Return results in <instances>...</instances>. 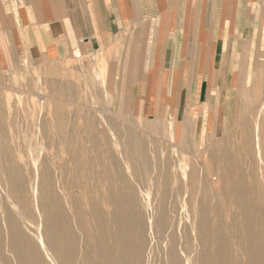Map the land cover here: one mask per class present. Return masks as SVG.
<instances>
[{
	"label": "rangeland",
	"instance_id": "374dc122",
	"mask_svg": "<svg viewBox=\"0 0 264 264\" xmlns=\"http://www.w3.org/2000/svg\"><path fill=\"white\" fill-rule=\"evenodd\" d=\"M25 1L0 0V20L13 22ZM261 24L254 42L241 48L222 95L216 89L203 90L201 98L192 101V122L183 116L177 120L170 114L162 115V121L151 111V106L137 109V86L115 83L117 74L123 70L111 67L115 63L106 57L76 54L55 63L28 57L0 68V264L7 260L16 264L18 256L22 258L19 263L39 261L41 257L42 264H57L49 245L42 241L45 223L39 214L40 200L46 207L49 224L57 225L62 234L70 226L77 232L76 246L69 247L64 238L59 240L63 251L72 249L76 254V264L82 256L88 257L91 264L135 262L134 254L118 249L113 213L94 193L95 179L89 168L108 160L105 152L115 155L120 174L127 181L126 185L120 184L118 176H113L117 195L125 194L123 190L120 193L119 186L132 193L133 217L144 223L147 242L143 247L142 264H264V20ZM197 87L194 89L198 96ZM56 91H59L56 97H50ZM47 100L53 105L47 104ZM182 106L183 114L186 106ZM52 112L57 119L51 116ZM44 113L52 121L42 122ZM49 124H54L55 128H49ZM90 125L93 131L88 130ZM114 132L126 140V147L130 144L126 136L136 140L148 135L167 154L178 156L183 167L189 165L196 169L207 151H216L223 141L233 140L240 132H244L245 137L247 132L249 140L243 136L241 141L237 140V160L229 163L244 168L238 185L247 191L248 202L254 204H249V208L253 207L255 220L246 223L243 210L229 192L223 205L206 210L202 215L198 211V198L205 185L204 191L207 189L208 194L209 190L216 193L220 186L197 171L192 186V211L187 205L189 208L185 209L184 198L189 199L191 194H185L188 173H184L180 165L170 172L174 178L165 194L160 188L152 187L157 182L155 178L152 180L155 171L140 179L134 178L133 170L123 165V147L120 141H115ZM258 136L261 143L256 141ZM148 155L152 160V155ZM138 157L141 160V155ZM42 166L48 168L47 179H51L52 186L48 185L50 181H45L43 189L39 190L36 173ZM65 166L69 169L66 182L61 173ZM18 172L22 173L25 185L21 197L26 206L25 201L16 200L8 183L10 175ZM55 199L58 204L53 203ZM160 207L166 221L163 224L159 221L158 226L150 230L149 215H156ZM11 220L16 222L17 228L10 226ZM6 234L22 237L28 244L31 242L29 245L34 246L38 254L36 251L35 256L28 251L25 243L27 248L17 255L15 247L19 244L10 241Z\"/></svg>",
	"mask_w": 264,
	"mask_h": 264
},
{
	"label": "crops",
	"instance_id": "0c3cea01",
	"mask_svg": "<svg viewBox=\"0 0 264 264\" xmlns=\"http://www.w3.org/2000/svg\"><path fill=\"white\" fill-rule=\"evenodd\" d=\"M263 20L264 0H26L13 22L0 20V68L106 57L123 70L115 83L137 86V109L192 122V101L222 95Z\"/></svg>",
	"mask_w": 264,
	"mask_h": 264
},
{
	"label": "bare ground",
	"instance_id": "6f19581e",
	"mask_svg": "<svg viewBox=\"0 0 264 264\" xmlns=\"http://www.w3.org/2000/svg\"><path fill=\"white\" fill-rule=\"evenodd\" d=\"M58 92L59 91H56V93L52 92L53 94H51L50 97H56ZM49 102L50 101L47 100V104H49V105L52 104V103H49ZM52 113L53 114H51V116H53L55 119H57L56 118L57 117L56 113H54V112H52ZM202 114H203V112H202ZM46 115H48V114H46ZM162 115L163 116L166 115V112L164 113L163 109L159 110L158 114H157V118L163 121L164 118H162L163 117ZM44 116H45V113H44ZM41 119H42V122L45 121V124L47 122H49V121H52L51 120L52 118L48 119V118H46V116L45 117L42 116ZM52 123H54V122H52ZM49 126H50L49 128H52V129L55 128L54 124L53 125L49 124ZM158 126H159V124H158ZM43 127H44V125H43ZM43 127L40 126V128L42 130H43ZM41 129H40V133L42 131ZM88 130L93 131V126L92 125L88 126ZM257 131H258V129H257ZM51 133L53 134V131ZM240 133H241L240 135H239V133H237L236 137L234 136L235 138L233 140H230L228 142H224L223 141V143L221 145L216 147L217 148L216 151H210V152L207 151L208 153L203 154L202 157H201L202 161L199 162V164L201 166H199L198 169H196L195 166L192 167V166H189V165H188V168L187 167L186 168L183 167L182 166L183 161L178 156L175 157L173 155L167 154L164 150L161 149V147L157 143H154L153 139L150 138V136H148V135H146V137H141V138H138L136 140L133 137H131V136H126L125 139H127V141L130 143L127 147L125 146V144H126L125 141L126 140H124V138H122L119 135L115 134V132L113 133V136H114V139H115L116 142L120 141V143H121V145L123 147L122 154H121V156L123 158V160H122L123 161V165L126 166V167H130L133 170V172L135 174L133 176L134 178L136 177V178L140 179V178L144 177L145 175H148V174L150 175L151 173H153L155 171L156 172L155 173V177L153 176V178L152 177L151 178H152V180L155 178L156 179L155 181H157V182L153 183L154 186H152V185L151 186L152 187H156V188H160L161 189V193L165 194L167 189L170 186L171 180H173V178H174L171 175V173H172L171 171L177 165L182 166L183 167V172L184 173L185 172L188 173L187 178H186V193L185 194L187 196H189V194H191V197L189 199H187L188 197L184 198V208L187 205V206L190 207V210L192 211V186L195 184V174H196V171H197V172L200 173L201 176L203 175L205 178H207V180H208V178H210L211 180H215V183H217L220 186L219 190L216 193L213 194V192L211 190H209L210 192L208 194L206 192L207 189H206V191H204L205 188H206V185H205L204 190H203V194L198 198L199 199L198 200V211L202 215L205 213L206 210L212 209L214 207H218L219 205H223V199H224V197H226L227 193L229 192V193H231V194H233L235 196L236 203L243 210L242 213H244V218H245L246 223H250V222L255 220L254 215H253L254 213H252L254 211V210H252L253 207H251L252 209L249 208V204H252V202L251 203L248 202L249 198H247V195H246L247 191L245 192V190H243V188L241 189V186L238 185V183L240 181V178H241L242 171L244 170V168L242 170L241 167H238V166L233 167L229 163V161H231V160L232 161L237 160V156L239 154L238 147H237V140H238V142H239V140L241 141V137L244 135V132H240ZM245 134L247 136H245V137L243 136V138L246 141H248L249 140L248 137H250V134H248L247 132ZM94 140H96V139L94 138ZM256 141L261 143L260 142L261 141L260 140V136L257 137ZM95 143L98 145V142H95ZM99 152H101V151H99ZM174 152H175V150H174ZM148 154L152 155V157H153L152 160H150V156ZM140 155H141V160L138 157ZM105 156L108 158V160H104L101 164H98V165H92L89 168L90 172L93 173V179H95L94 186H93L94 187V193H95L96 197H99V200L101 201V204H107L109 206L110 210L113 213L112 214L113 221L115 222V229H117L115 231V233H114V238H116V241L118 242L117 246L120 245L118 247V249L121 252L122 251L123 252L127 251V253L130 252V253L134 254L137 257L135 262L132 263V264H142V257H143V250H144L143 247L146 245V242H147V239H146V236H145V233H144L143 220L142 219L136 220L133 217V209H132V204L133 203L132 202H133L134 198H133L132 193H130L129 191L127 192L126 190H124L123 188H120V186H119V191L123 190V191H125V194H124V196H122V195L118 196L117 195V190L118 189L116 187V184L113 181V176H116V175L118 176L120 184L126 185L127 181L125 179H123V177L120 174L118 163L116 164V161H115V155H113L110 152H105ZM260 159L261 160L263 159L262 158V152H261ZM238 163H239V161H238ZM41 168H43V166ZM41 168H37L38 173H36L37 174L36 176H38V181H39L37 189H39V190L43 189V185H45V181H48V182L50 181L48 185L52 186L51 185V179L50 178L47 179L48 175L46 174V172H47L48 168L47 169L43 168L42 170H41ZM62 171L63 172H61V173L63 174V176H65L64 177V181L66 182V180L68 179L67 178V175H68L67 173L69 172V169H67L66 166H65ZM21 175H22V173L20 174L19 172H18V174H14L13 173L8 178V181H9L8 183H9V186H10V190H11L13 196L16 198V200L23 202V201H25V199L22 198L21 195H22L23 187L25 185H24V182H23V179H22ZM36 179H37V177H36ZM233 180H235V182H234L235 184H232ZM136 181H138V180H136ZM178 182H179V179L176 178V184L179 186L180 182L179 183ZM65 186H67V185L64 184V188H67ZM121 192L122 191H120V193ZM40 196H41V194H40ZM53 203L54 204H58V200L55 199L53 201ZM23 204H24V206H26L27 205L26 201ZM38 204H39L38 207L40 208V213H39L40 217H41L42 221L45 223V231H44V236L42 238V241L44 242V244L46 243V244L49 245V247H50V249L52 251V254L54 255V257L57 260V264H76V262H75L76 254L72 252V249H71V251H69V249H66V250L63 251L61 249L62 245L59 246L61 244L59 240L64 238L66 245L68 244L69 247L70 246H74V245L76 246L77 243H78V238H79L78 235L76 234L77 232H75V229L72 226H70V228L67 227V230H66L65 233H63V234L60 233L59 232V227L57 225H53L52 223L49 224V222H48L49 218L46 216V213H45L46 212V207H45L44 203L41 202V200H40V203H38ZM252 205L254 206V204H252ZM74 206H76V205H74ZM163 211H164L163 208L160 207V208H158V212L157 213L155 212L156 215H149V219L147 221L148 222L147 226L149 227L150 230H151V228H153V226H156V225L158 226L159 221H161L162 224H163L164 221H166V219L164 218V215H163ZM29 213H30V211H29ZM138 216L140 217L141 215H138ZM195 218H196V216H195ZM201 218H203V217H201ZM215 221H217V223H218V221H219L218 218H215ZM10 226H13L14 229H15L16 222H13L11 220L10 221ZM198 232H199V230H198ZM6 235H7V238L10 241L12 240V241L17 242L19 244V246L18 245L16 246L14 244L16 246L15 250H16V254L17 255H20V253L23 251V249L27 248V247H28L27 249H29L28 251L32 252L35 256H36V251H37V254H38V250L36 248H34V246H30L29 245L31 242L28 244V243H26V241L23 240L22 237H17L15 235H9V234H6ZM18 236H20V235H18ZM151 236H148V237L150 238ZM204 236L205 235H203V237ZM215 236H217V235H215ZM155 238H157V237H155ZM209 238H208V240H209ZM203 240H205V239L203 238ZM42 241H40V242L43 243ZM100 242L101 243H105L103 241H100ZM151 242H152V240H151ZM25 243H26L27 247L24 246ZM208 244H207V246H208ZM205 245H206V242H205ZM214 246H216V245H214ZM234 248H235V246H234ZM111 250H112V248H111ZM39 256H40V254H39ZM18 258H19V260H18L17 263L15 262L16 264H40L43 261L42 258L39 257V261L38 260L35 261V260L32 259L31 261L28 260L26 262L19 263L22 258H21V256L20 257L18 256ZM170 258H172V257H170ZM3 263H4V261H3ZM10 263H8V260H7L4 264H10ZM91 263L92 262H91V260L88 257L82 256L79 264H91ZM96 264H100V263H96Z\"/></svg>",
	"mask_w": 264,
	"mask_h": 264
}]
</instances>
